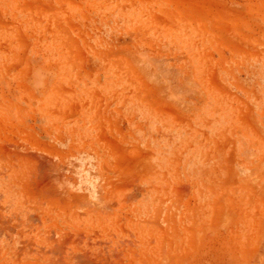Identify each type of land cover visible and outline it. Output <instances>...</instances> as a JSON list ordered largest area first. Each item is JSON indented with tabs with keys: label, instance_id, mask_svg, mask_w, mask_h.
<instances>
[{
	"label": "rangeland",
	"instance_id": "rangeland-1",
	"mask_svg": "<svg viewBox=\"0 0 264 264\" xmlns=\"http://www.w3.org/2000/svg\"><path fill=\"white\" fill-rule=\"evenodd\" d=\"M0 264H264V0H0Z\"/></svg>",
	"mask_w": 264,
	"mask_h": 264
}]
</instances>
